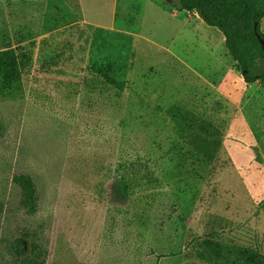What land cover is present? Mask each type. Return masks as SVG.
I'll return each instance as SVG.
<instances>
[{
  "label": "rangeland",
  "instance_id": "1",
  "mask_svg": "<svg viewBox=\"0 0 264 264\" xmlns=\"http://www.w3.org/2000/svg\"><path fill=\"white\" fill-rule=\"evenodd\" d=\"M98 29L133 37L123 93L91 70ZM7 49L34 62L0 98V264L24 234L47 264H264V88L221 32L179 0H0Z\"/></svg>",
  "mask_w": 264,
  "mask_h": 264
},
{
  "label": "trees",
  "instance_id": "2",
  "mask_svg": "<svg viewBox=\"0 0 264 264\" xmlns=\"http://www.w3.org/2000/svg\"><path fill=\"white\" fill-rule=\"evenodd\" d=\"M182 11L197 14L209 27L225 38L226 48L235 62V69L245 83L261 84L264 88V40L261 23L264 20V0H179ZM121 43H124L123 45ZM133 52V37L97 30L91 70L106 86L123 93L129 85L128 68ZM34 62L31 52L18 49L0 51V98L19 99L24 96V75ZM133 167V166H132ZM146 179H149L148 173ZM14 184L22 191L21 208L30 216L39 212L37 184L30 175L21 174ZM132 182L126 175L114 184L115 194L128 200ZM4 205L0 202V216ZM29 234L15 241L14 251L22 264H47V252L37 243L27 250Z\"/></svg>",
  "mask_w": 264,
  "mask_h": 264
},
{
  "label": "water",
  "instance_id": "3",
  "mask_svg": "<svg viewBox=\"0 0 264 264\" xmlns=\"http://www.w3.org/2000/svg\"><path fill=\"white\" fill-rule=\"evenodd\" d=\"M260 42H261V44H262V46L264 48V40L260 38Z\"/></svg>",
  "mask_w": 264,
  "mask_h": 264
}]
</instances>
